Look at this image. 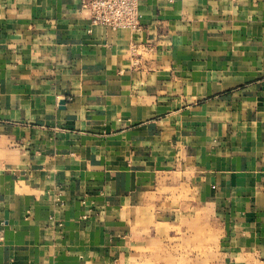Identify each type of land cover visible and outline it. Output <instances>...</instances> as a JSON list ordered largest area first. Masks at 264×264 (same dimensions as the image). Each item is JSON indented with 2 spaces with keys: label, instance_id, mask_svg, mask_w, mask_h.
I'll return each instance as SVG.
<instances>
[{
  "label": "crops",
  "instance_id": "obj_1",
  "mask_svg": "<svg viewBox=\"0 0 264 264\" xmlns=\"http://www.w3.org/2000/svg\"><path fill=\"white\" fill-rule=\"evenodd\" d=\"M138 12L0 0V264H131L208 224L264 252V0Z\"/></svg>",
  "mask_w": 264,
  "mask_h": 264
},
{
  "label": "rangeland",
  "instance_id": "obj_2",
  "mask_svg": "<svg viewBox=\"0 0 264 264\" xmlns=\"http://www.w3.org/2000/svg\"><path fill=\"white\" fill-rule=\"evenodd\" d=\"M207 228L205 234L193 227L192 236L181 235L175 240L164 239L161 252L155 251V242H153L155 239L151 240L147 244L149 246L146 251L143 250V255L133 257L130 262L131 264H264V252L260 255L249 252L240 255L221 252L217 244L218 233L215 232V227L212 228L208 224ZM178 234L179 232H175V235Z\"/></svg>",
  "mask_w": 264,
  "mask_h": 264
},
{
  "label": "built area",
  "instance_id": "obj_3",
  "mask_svg": "<svg viewBox=\"0 0 264 264\" xmlns=\"http://www.w3.org/2000/svg\"><path fill=\"white\" fill-rule=\"evenodd\" d=\"M139 0H81L91 26H102L112 31L129 29L138 31Z\"/></svg>",
  "mask_w": 264,
  "mask_h": 264
}]
</instances>
